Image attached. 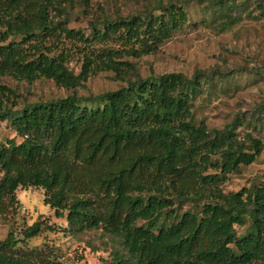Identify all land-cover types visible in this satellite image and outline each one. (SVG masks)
<instances>
[{
	"label": "trees",
	"instance_id": "1",
	"mask_svg": "<svg viewBox=\"0 0 264 264\" xmlns=\"http://www.w3.org/2000/svg\"><path fill=\"white\" fill-rule=\"evenodd\" d=\"M62 1L0 0V40L21 38L0 44V120L20 138L0 142V208L19 188H41L68 231L101 228L116 245L104 264H264V183L227 193L220 188L230 172L257 159L263 142L238 132L241 121L223 128L193 121L203 84L221 73L142 77L120 59L156 52L187 24L185 3L148 0L142 12L92 23L90 38L59 18ZM240 1L206 0L204 10L227 29L242 18ZM257 5L264 17V2ZM54 36L91 52L82 55L78 72L69 69L66 52L42 50V41ZM94 41L119 48H95ZM99 71L126 83L78 95L76 88ZM5 76L44 77L73 91L12 109L15 93ZM175 201H191L195 209L169 220ZM44 229L55 226L37 218L19 237L9 232L0 240V264H65L48 248H16Z\"/></svg>",
	"mask_w": 264,
	"mask_h": 264
},
{
	"label": "rangeland",
	"instance_id": "2",
	"mask_svg": "<svg viewBox=\"0 0 264 264\" xmlns=\"http://www.w3.org/2000/svg\"><path fill=\"white\" fill-rule=\"evenodd\" d=\"M172 1L185 3L189 14L187 24L174 32L156 52L140 57L123 56L120 59L133 63L134 72L142 77L177 71L190 76L196 69L221 73L215 74L210 84L206 81L203 84L204 92L199 94L192 109L193 121L196 124L204 122L208 128H223L226 124L241 121L238 132L261 138L263 148L257 159L230 172L220 188L227 193L263 184L264 17L257 4L264 0L240 1L242 18L227 29L220 28L218 21L210 20V14L204 10L206 0ZM147 2L148 0H88L83 4L78 0H63V12L59 18L68 28L79 29L91 38L92 23L105 17L142 12ZM20 39L19 36L9 37L5 42L0 40V44ZM104 43L119 48V44L110 41H94L91 45L96 48ZM42 44V50L50 56L66 52L68 67L75 73L80 70L84 52L91 53L81 48L79 41L63 36L46 37ZM28 50L31 55L34 54L32 48ZM2 82L15 93L12 109H21L31 102L65 97L73 91L44 77L29 82L5 76ZM125 83L124 80L116 79L112 71H99L89 76L83 86L76 88V92L83 96L98 94L116 90ZM13 137L15 132L9 122L0 120V142ZM15 138L17 142L20 141L19 137ZM172 209V212L167 213L169 220H176L177 214L195 207L191 201H175ZM37 218L54 225L55 229H44L39 235L19 242L16 248H48L65 264H104L102 259L105 260L111 248L116 246L108 241L101 228L87 229L77 234L68 231L65 219L55 217L53 210L45 204L43 190L31 187L19 188L15 200L3 201L0 208V240L9 232L19 237ZM246 225L247 223L236 226L237 231L242 232Z\"/></svg>",
	"mask_w": 264,
	"mask_h": 264
}]
</instances>
